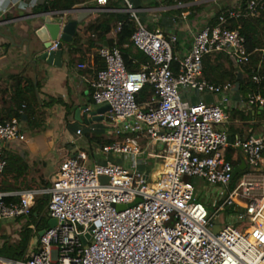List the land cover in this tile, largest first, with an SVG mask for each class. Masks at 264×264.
<instances>
[{"label": "built area", "instance_id": "obj_1", "mask_svg": "<svg viewBox=\"0 0 264 264\" xmlns=\"http://www.w3.org/2000/svg\"><path fill=\"white\" fill-rule=\"evenodd\" d=\"M39 1L15 0L13 5L24 9ZM95 1L102 9L92 14L129 15L135 23L131 45L150 60L130 72L118 48L102 46L97 54L104 67L91 75L93 106L110 107L104 123L107 135L117 140L101 146L99 152L124 156L128 164L92 162L90 155L78 151L62 159L48 188L0 192V225L29 217L40 196L48 197L46 210L56 220L54 227L44 230L35 252L20 261L0 257V264H264V133L236 139L232 147L240 151L245 168L232 178L236 167L226 160L225 112L237 106L263 110L264 97L248 95L246 103L237 102L234 86L203 78L205 58L219 53L238 67H248L244 38L227 29V18L221 16L216 26L197 31L188 52L180 56L175 51L176 36L149 30L130 0H120L119 8L108 6L115 0ZM256 5L252 0L248 8ZM228 15L236 16L232 11ZM122 26L119 23L115 33ZM58 43L53 41L50 50H57ZM146 85L152 95L138 105L136 96ZM183 90L219 100L191 104ZM26 138L23 122L0 115V183L7 166L5 153ZM153 160L160 161L159 173L152 179L153 168L146 170V181L139 167ZM100 177H107V182ZM198 180L217 189L216 195H228L212 214L197 200ZM7 197L17 201L5 202ZM225 206L231 209L232 222L222 224L218 217ZM242 222L245 226L240 230L233 227ZM87 234L90 238L83 244Z\"/></svg>", "mask_w": 264, "mask_h": 264}, {"label": "crops", "instance_id": "obj_2", "mask_svg": "<svg viewBox=\"0 0 264 264\" xmlns=\"http://www.w3.org/2000/svg\"><path fill=\"white\" fill-rule=\"evenodd\" d=\"M14 1L15 0H0V47L3 49L4 56L0 59V89L1 91H6L4 95H6L5 98L9 100L11 96L10 86L12 85L10 77L23 75L32 78L35 82L38 81L40 84L39 99L45 101L50 99L60 101L51 107L42 108L41 111L46 113V119L41 129L45 130L46 136H50L47 135L46 131L51 125H53L51 129L54 131L56 130V122L48 119V114L50 113H56L59 117H63L62 119L64 122L62 124V139L53 143L50 142V144H48L49 142L47 140L48 146L44 145V141H42L43 138H45L44 132L40 135L31 136V130H28L27 125L24 123L23 127L28 131L30 136H28L29 138H26V141L20 144L18 148L12 150V153L24 157L30 167V179L36 181L41 179L44 181L48 180L50 183L51 177L56 172L55 170L49 176V166L55 163V156H58L57 153H59L56 150L57 142H64L65 154L63 158H65L75 156L78 151L85 152L84 148L86 145L88 146L91 143L97 142L99 140L98 138L110 139L107 135V128L104 121L102 123H104L105 129L102 132L97 128L96 123L85 125L83 122L80 123L74 118L75 110L79 107L86 105L90 110L95 109L92 103L93 90L90 86V80L94 72L104 67V62L97 54L99 49L98 46L97 48L92 47L88 49L89 43L85 41L86 37L84 41L77 46L76 50H72V52H69L70 47L67 46L68 44H63L61 67L50 66L42 61H38L36 55H38L42 43L37 33L44 27V23L40 21L38 17L44 9L48 12L47 15L51 16H54L53 14L59 11L47 10L44 7L46 1L43 4L39 1L37 3H31L24 9H17L13 5ZM130 1L138 6L137 9L140 11L139 18L140 13L144 14L143 21L141 18L140 20L148 29H160L165 37L171 35L176 36L177 44L175 45V51L180 56L188 52L192 43V36L204 26L209 25L211 19L218 11L222 9H232L238 5V0H190L188 2L173 0V3L170 2L171 0H151L154 4H152L150 0H148V2H143L144 0ZM94 4H96L95 0H89L84 6ZM96 14L90 15L84 23L77 27L76 32L88 22L99 17L102 13H98L97 17ZM114 36L115 31L108 34L106 38L109 40L113 39ZM28 41H30L29 45ZM33 60L36 61L35 66L32 64ZM217 63L221 64L223 62L217 61ZM78 65H82L83 67L79 68ZM183 93L185 100L191 104L196 103L199 99L205 101L207 104L217 103V99L213 98L211 95H204L199 98L189 91L183 90ZM248 110L249 109L246 111ZM84 115L85 112L81 111L79 114L80 119H83ZM50 122L52 123L50 124ZM229 123L228 120L227 124ZM232 123L237 124L239 121L234 119ZM248 124L257 125V128L254 130V135L264 133V119L253 118ZM69 125L72 126L71 132L70 134H65ZM36 130L39 131L40 129H35V131ZM78 130H81L80 135L76 133ZM86 130H88V135H85ZM38 137L42 139L38 140ZM42 148V152L38 151ZM95 151L94 149L93 153H95ZM87 154L90 155V153ZM48 160H50V164L43 169L45 170L44 173L41 171V173L38 172L37 175H35V172L31 170L32 167L38 164V162H41L43 166ZM29 189L38 188L33 187ZM46 214L50 221L51 219L47 210ZM34 216H36V214H34ZM28 218L29 217L8 220L0 225L1 231L4 232L3 235H0V243L4 241L16 243L19 240V234H21L19 229L23 228L26 223L30 224L31 238L22 260L25 259L30 252L36 251L39 240L38 238L37 241H35L39 233L36 231L40 218L33 222L29 221ZM14 231H16L15 234H13Z\"/></svg>", "mask_w": 264, "mask_h": 264}, {"label": "trees", "instance_id": "obj_3", "mask_svg": "<svg viewBox=\"0 0 264 264\" xmlns=\"http://www.w3.org/2000/svg\"><path fill=\"white\" fill-rule=\"evenodd\" d=\"M89 0H46L44 7L52 11H69L75 7L84 6ZM178 2H188L190 0H177ZM252 0H238V5L232 9H222L218 11L211 19L209 26L214 27L219 22V17L227 18L226 28L229 30H237L240 36L244 38V45L247 53L250 54V62L248 67L236 66L232 59L225 53H219L215 57L207 56L204 60L203 78L210 83L220 85L229 83L232 86L239 83V87L235 92L237 102L246 103L248 95H260L264 97V0H256V6L251 10L248 8L249 2ZM173 3V0L170 1ZM152 4H154L151 1ZM137 8L138 6L132 2ZM111 8H119L120 0L112 1L108 4ZM232 11L236 16L229 17L228 12ZM123 26L119 32L115 33L113 39H107L106 36L115 31L119 23ZM135 31V23L126 13H102L93 21L88 22L78 32H76L72 41L67 45L70 47L69 52L76 50L77 46L84 41L89 43L88 49L97 46L116 47L121 52V57L125 67L130 72H136L141 67L149 65L150 60L143 52L134 49L130 42V37ZM106 44V45H105ZM217 61L223 63L218 64ZM177 65L174 63L172 69L176 72ZM238 73H241V79L238 81ZM256 76L258 81H254ZM12 81L11 96L7 100L4 95L6 91L0 89V114L6 119L16 118L27 125L28 130L42 128L46 119V113L41 111L42 108L51 107L60 101L50 99L45 101L39 99L38 94L40 84L32 78L23 75L10 77ZM152 95L150 86L146 85L136 96V103L142 105L149 100ZM235 107L226 108L229 124L226 125L228 133L229 148L226 153V160L231 162L235 167L242 163L240 151L233 148L236 139L244 140L254 135L257 125H250L248 122L253 118L264 119V109H255L253 107ZM241 109V110H240ZM249 109L248 111H246ZM259 112V114H258ZM25 117V119L23 118ZM237 119L239 123H232ZM88 135V130L85 131ZM95 136V135H93ZM97 138V137H95ZM101 146L109 145V140L98 138ZM7 166L4 170L0 183V192L22 191L34 186L37 188H48V181L29 178L30 167L24 157L12 152L5 153ZM238 176L236 177V179ZM235 179V180H236ZM234 180V181H235ZM36 181V184L33 185ZM231 183V188L233 187ZM31 183V184H30ZM5 202H16L14 197L3 199ZM48 197L41 196L35 200L29 221H36L40 218L37 225V231H44L49 228V218L46 214ZM36 214V216H34ZM28 221V222H29ZM30 224L26 223L21 231V237L16 243L4 241L0 243V257L12 261H20L23 258L25 250L30 241Z\"/></svg>", "mask_w": 264, "mask_h": 264}, {"label": "water", "instance_id": "obj_4", "mask_svg": "<svg viewBox=\"0 0 264 264\" xmlns=\"http://www.w3.org/2000/svg\"><path fill=\"white\" fill-rule=\"evenodd\" d=\"M45 0H41L40 3L43 4ZM102 9L101 6L94 5H86L84 7H75L69 11H59L54 16L47 15L48 12L44 9L43 12L39 15L38 19L44 23V27L38 31L37 35L42 43L41 49L38 51V55H36V59L38 61H42L47 65L54 67H61L62 65V46L63 44H69L73 37L76 34L77 27L84 23V21L90 17L92 11H96ZM59 40L57 50H50L51 43L55 40ZM30 41H28V45ZM29 54V53H28ZM233 61V60H232ZM234 63V61H233ZM32 64L35 66L36 61L33 60ZM241 79V73H238V81ZM239 87V83H235L234 91L236 92ZM110 110L108 105H104L101 107H97L95 109L90 110L86 105L79 107L75 110L74 118L78 122H83L85 125H91L93 123L103 122L105 119V114ZM81 111L85 112L83 119H80L79 114ZM25 119V117H23ZM245 168L244 162H242L232 173V178L236 177L241 171ZM143 178L147 181L149 178V171H145ZM107 177H100L101 182H107ZM139 200H136L138 202ZM131 206V205H129ZM119 210L123 208V206L117 207ZM56 225V220L51 219L49 221V227H54ZM91 230V229H90ZM219 230V225L215 221L213 223V232L216 233ZM44 234V231H40L37 234L35 241L40 238ZM90 238L87 234L82 242L83 244Z\"/></svg>", "mask_w": 264, "mask_h": 264}, {"label": "rangeland", "instance_id": "obj_5", "mask_svg": "<svg viewBox=\"0 0 264 264\" xmlns=\"http://www.w3.org/2000/svg\"><path fill=\"white\" fill-rule=\"evenodd\" d=\"M148 2V0H144L143 2ZM151 1V0H150ZM232 1V0H231ZM145 4V3H144ZM143 17H144V14L140 13V18L141 20L143 21ZM149 30H151L149 28ZM212 96V95H211ZM217 100H219L218 96L217 97H213ZM63 117H59L56 113H50L48 114V119H50V121H53V122H56V130L54 131L53 129H51V127L53 125L50 126V128H48V130L46 131L47 135H50V136H46L45 134V130L41 129L39 131H31V136H35V135H40L42 134V132H44V136L45 138H43L42 141H44V145H47L50 144V142H56L58 140H61L62 139V131H63V127H62V124L64 122V120L62 119ZM52 122H50L51 124ZM97 125V128H99L100 130L99 131H102L105 129L104 127V123L102 122H99V123H96ZM71 125L68 126V129L66 130V133L65 134H70L71 132ZM88 128V127H86ZM220 128H223L222 126H220ZM89 130V129H88ZM27 131V130H25ZM28 134V131L26 132V135ZM28 136H30V134L27 135V138H29ZM34 138V137H33ZM50 138V139H48ZM109 143L108 144H112L114 142H117L116 138L113 137V136H110L109 137ZM38 140L39 139H42L41 137H38L37 138ZM48 140V142H47ZM144 141H141V145H143ZM48 146V145H47ZM100 146L101 144L99 142H94V143H91L89 144L88 146L86 145V147L84 148V151L87 152V153H90V161H94V162H97V163H100V164H105L106 162H111L113 164H117V165H122V166H126L128 164L126 158L123 156H116V155H106V154H102L101 152H99L100 150ZM96 150L95 153H93V150ZM43 150L40 149L38 151H41ZM56 150L59 152L57 153L58 156H55V163L52 164V166H49V176L55 171L57 170L60 162L62 161V158L64 157V154H65V151H64V142L61 141V143H58L57 142V148ZM42 152V151H41ZM40 152V153H41ZM92 152V153H91ZM95 154V155H94ZM50 159V158H49ZM159 163L160 161L159 160H153L150 162V164L148 166H140L139 169L141 172H144L148 169H151L153 168V173L155 172H159L158 171V167H159ZM50 164V160H48L46 162L45 165H41V162H38V164H36L35 166L32 167V171L35 172L34 174L37 175V173H44L45 169L48 165ZM48 181V180H46ZM39 181H37V184H38ZM31 184V183H30ZM33 185L36 184V181L34 183H32ZM197 185L200 187V194L198 196V202L204 204L208 210V212L210 214L214 213L215 212V209L218 208V206H220L223 202V200L228 196L227 193L224 195V196H219V195H216V192H217V189H214L213 187L211 186H208V184H205L203 181L201 180H198L197 181ZM35 187V186H34ZM231 209L230 207L228 206H225L224 208H222V210L219 212V217L218 219L222 222V224H226V223H230L232 222L231 221V217H230V212ZM235 213V212H234ZM245 225L244 223H236L233 225V227L237 228V229H241L243 228ZM22 231V228L19 229V232L21 233ZM4 232L1 231L0 229V235H3ZM16 231L13 232V234H15ZM22 235L19 234V238L21 237Z\"/></svg>", "mask_w": 264, "mask_h": 264}, {"label": "bare ground", "instance_id": "obj_6", "mask_svg": "<svg viewBox=\"0 0 264 264\" xmlns=\"http://www.w3.org/2000/svg\"><path fill=\"white\" fill-rule=\"evenodd\" d=\"M158 173H159V172L152 173L151 178H152V179H156L157 176H158Z\"/></svg>", "mask_w": 264, "mask_h": 264}]
</instances>
